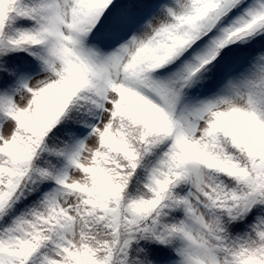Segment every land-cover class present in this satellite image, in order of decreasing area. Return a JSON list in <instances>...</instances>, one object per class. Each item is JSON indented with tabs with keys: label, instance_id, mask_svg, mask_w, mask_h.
<instances>
[{
	"label": "snow or ice",
	"instance_id": "1",
	"mask_svg": "<svg viewBox=\"0 0 264 264\" xmlns=\"http://www.w3.org/2000/svg\"><path fill=\"white\" fill-rule=\"evenodd\" d=\"M0 264H264V0H0Z\"/></svg>",
	"mask_w": 264,
	"mask_h": 264
}]
</instances>
